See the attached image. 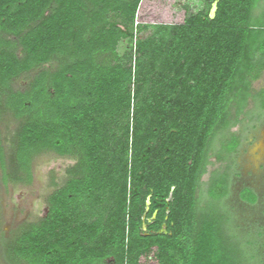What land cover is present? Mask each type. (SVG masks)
Wrapping results in <instances>:
<instances>
[{"label":"trees","instance_id":"trees-1","mask_svg":"<svg viewBox=\"0 0 264 264\" xmlns=\"http://www.w3.org/2000/svg\"><path fill=\"white\" fill-rule=\"evenodd\" d=\"M88 1L101 16L118 10L129 33L111 26L78 44L73 24L88 18ZM213 2L212 19L201 7L180 24L141 28L153 33L135 43L132 74L116 46L131 42L143 0H0V124H15L0 133V181L29 183L44 153L74 160L45 216L3 237L7 264H262V233H244L225 201L241 144L230 130L250 100L252 127L264 119V89L252 92L264 73V0ZM111 125L119 149L106 147ZM212 158L225 167L203 182ZM103 186L111 201L86 220ZM238 199L259 202L248 187Z\"/></svg>","mask_w":264,"mask_h":264},{"label":"rangeland","instance_id":"rangeland-1","mask_svg":"<svg viewBox=\"0 0 264 264\" xmlns=\"http://www.w3.org/2000/svg\"><path fill=\"white\" fill-rule=\"evenodd\" d=\"M210 1L143 0V3L146 4L144 9L148 11V15H145L144 19L160 22L158 19L165 14L164 9H170L168 7L172 5L175 9L169 11L171 14L173 13L174 19L178 23H182L185 18L188 19L196 15V12L202 9L201 7H203L201 12L209 10V16L212 19L210 11L216 3L210 4ZM154 7L159 9L157 14ZM151 12L154 14H150ZM152 33V29L143 31L142 37H148ZM138 38L140 39L137 36L133 43L128 46L130 60L126 61V65L131 69L132 74L135 72L134 64L137 59L135 43ZM23 86H25L24 80L18 79L15 82V88H23ZM130 88L133 89V85H130ZM261 89H264V73L252 84L253 94ZM253 111V103L250 100L244 115L239 117L238 123L230 130L232 135L239 137L241 135V144L237 153L233 155L235 160L231 178V194L226 199L225 204L233 210L236 217L235 223L241 227L244 233L248 231L262 233V236L258 237L257 243L262 255L261 261L264 264V119L256 127H252L254 122L250 119V116ZM14 129L13 120L5 118V121L0 124L1 137L9 135ZM105 134L107 149H119L117 143L122 137V131L111 125ZM112 140L116 144L111 143ZM128 157H130L129 153ZM107 159L110 160V152L107 153ZM210 161L212 164L208 167L207 174L203 176V182L208 181L212 172H221L225 167V163L218 162L216 158H212ZM73 164L74 160L71 158L59 157L53 153H44L34 158L31 165L32 178L29 183L12 184L8 182L3 184L0 181V264H7L2 255L1 241L3 237L8 238L22 223L35 222L45 216L47 198L54 190L65 184L68 179L66 171ZM245 187L253 189L259 196V202L256 205L250 206L238 199V192ZM94 193L95 195L90 201L91 207L81 210L86 220L93 221L94 218L90 217L91 214L98 210L101 212L103 206L111 201L110 191L106 186L94 191ZM102 195H105L104 201H100ZM109 212L110 210L103 213L102 220L108 216ZM88 246H95V242L88 243ZM153 258H147L146 264H159L155 257Z\"/></svg>","mask_w":264,"mask_h":264},{"label":"crops","instance_id":"crops-1","mask_svg":"<svg viewBox=\"0 0 264 264\" xmlns=\"http://www.w3.org/2000/svg\"><path fill=\"white\" fill-rule=\"evenodd\" d=\"M128 1H134V0H128ZM87 12H88V15L86 18V20L84 22H82V25L79 24V23H74L73 26L75 27V31L74 33L78 36L77 39H76V42H78V44H82V45H87L89 46V44L94 41V40H99L97 35H99V30L102 29V28H109V27H114L115 29H118L119 32L121 33H124V34H128L129 31L127 32L126 30V27L123 25L122 23V20L121 18H119L118 16L115 15L114 12H118V10L116 11H113V9H109L108 12L104 13L102 16L99 14L100 13V7H96L94 6V4H92L90 1L87 2ZM144 7H146V4L144 3H141L140 6L138 7L137 11H136V14H135V17H134V20H133V24L131 26V31L130 33H132V39L131 42L129 41L128 38H122L119 40V42L117 43V46H116V54L117 55H125L128 51H129V45L133 43V40H134V37L135 35L139 36L140 39L142 37V34H143V29L141 30V28H144V26H157V25H176V24H180L178 23V21H176L174 19V15L173 13L171 14L170 13V9L174 11V9L172 8L173 6H169L168 8L170 9H164V15H161L160 16V22H155L153 20H145L144 17L145 15L147 16L148 15V11L146 9H144ZM156 8V7H154ZM156 11L155 12L156 14L159 12V9L156 8ZM153 12V11H152ZM150 13V14H154V13ZM114 13V14H113ZM93 15V16H92ZM115 15V17H114ZM101 16V17H100ZM95 17H99V18H102V20L99 21V23H95L94 19L93 18ZM135 20H138L140 22L139 25L135 26L134 25V21ZM156 20V21H158ZM84 25V28H85V31L82 32L80 29H81V26ZM141 30V31H140ZM79 31H81V33L79 34ZM138 32V33H137ZM135 35H134V34ZM103 34V33H102ZM134 35V36H133ZM139 39V38H138ZM92 41V42H91ZM127 41V43H126ZM74 43V42H72ZM90 44V45H91ZM124 46V47H123ZM123 48V49H122ZM82 52L79 48L78 50V53Z\"/></svg>","mask_w":264,"mask_h":264},{"label":"water","instance_id":"water-1","mask_svg":"<svg viewBox=\"0 0 264 264\" xmlns=\"http://www.w3.org/2000/svg\"><path fill=\"white\" fill-rule=\"evenodd\" d=\"M215 10H216V4L214 5V8L210 11V13H212V16H211L212 18L214 17ZM162 232H165V227L164 226H163V229L159 231V233H162Z\"/></svg>","mask_w":264,"mask_h":264},{"label":"built area","instance_id":"built-area-1","mask_svg":"<svg viewBox=\"0 0 264 264\" xmlns=\"http://www.w3.org/2000/svg\"><path fill=\"white\" fill-rule=\"evenodd\" d=\"M139 24H140V22H139L138 20H135V21H134V25H135V26H137V25H139ZM136 38H137V35H135L134 39H136Z\"/></svg>","mask_w":264,"mask_h":264}]
</instances>
